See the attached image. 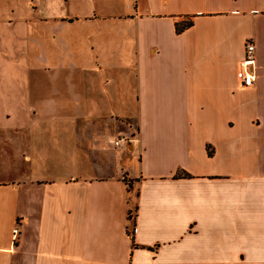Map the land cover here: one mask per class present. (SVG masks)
<instances>
[{
    "label": "crops",
    "instance_id": "obj_1",
    "mask_svg": "<svg viewBox=\"0 0 264 264\" xmlns=\"http://www.w3.org/2000/svg\"><path fill=\"white\" fill-rule=\"evenodd\" d=\"M28 7L27 58L0 60V264H264V0Z\"/></svg>",
    "mask_w": 264,
    "mask_h": 264
},
{
    "label": "rangeland",
    "instance_id": "obj_2",
    "mask_svg": "<svg viewBox=\"0 0 264 264\" xmlns=\"http://www.w3.org/2000/svg\"><path fill=\"white\" fill-rule=\"evenodd\" d=\"M29 0H0V20H4L7 18H10L14 20L10 29H5L0 27V39L3 40L2 43H14V42H20L19 45H13V48L8 49H2L0 50V60L1 59H9V58H27L28 53V40H29V33L26 34L27 28L24 26V24H19L17 22V19L19 17L23 18L25 15H27L30 11L29 7ZM36 18V17H33ZM10 37V41L7 42V37ZM3 50L5 53H3ZM31 52L30 58L32 62L38 63L39 61V55H38V43L35 42L31 45ZM15 56V57H11Z\"/></svg>",
    "mask_w": 264,
    "mask_h": 264
},
{
    "label": "built area",
    "instance_id": "obj_3",
    "mask_svg": "<svg viewBox=\"0 0 264 264\" xmlns=\"http://www.w3.org/2000/svg\"><path fill=\"white\" fill-rule=\"evenodd\" d=\"M255 63V46L252 39H248L245 41L244 44V56L243 60L240 64V69L238 71V78L241 84L245 87L252 86L255 82V77L250 70L254 66ZM127 142V139L124 137L119 136L118 134L113 135V149L116 151L121 150L123 145ZM17 228L13 230V237L16 238L17 236Z\"/></svg>",
    "mask_w": 264,
    "mask_h": 264
},
{
    "label": "trees",
    "instance_id": "obj_4",
    "mask_svg": "<svg viewBox=\"0 0 264 264\" xmlns=\"http://www.w3.org/2000/svg\"><path fill=\"white\" fill-rule=\"evenodd\" d=\"M191 25H192V21L191 20L177 22L175 24V31H176L177 34L182 33L184 30H186L189 27H191ZM182 176L187 177L188 175L182 174Z\"/></svg>",
    "mask_w": 264,
    "mask_h": 264
}]
</instances>
